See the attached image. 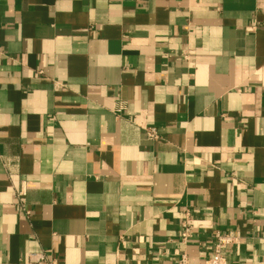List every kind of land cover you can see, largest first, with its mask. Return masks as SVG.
Segmentation results:
<instances>
[{
  "label": "crops",
  "instance_id": "crops-1",
  "mask_svg": "<svg viewBox=\"0 0 264 264\" xmlns=\"http://www.w3.org/2000/svg\"><path fill=\"white\" fill-rule=\"evenodd\" d=\"M217 231L264 264V0H0V264L203 261Z\"/></svg>",
  "mask_w": 264,
  "mask_h": 264
},
{
  "label": "built area",
  "instance_id": "built-area-1",
  "mask_svg": "<svg viewBox=\"0 0 264 264\" xmlns=\"http://www.w3.org/2000/svg\"><path fill=\"white\" fill-rule=\"evenodd\" d=\"M146 134L148 138L153 141L160 138V133L156 127L148 128ZM27 213H29V211H27ZM187 220L183 222V230L181 232V239L184 243L194 236V232ZM214 238V250L211 256L203 261H192L187 253H183L177 264H230L226 249L229 245L235 242L236 237L231 234H223L217 231ZM34 262L37 264L51 263L43 253L38 254V258Z\"/></svg>",
  "mask_w": 264,
  "mask_h": 264
}]
</instances>
